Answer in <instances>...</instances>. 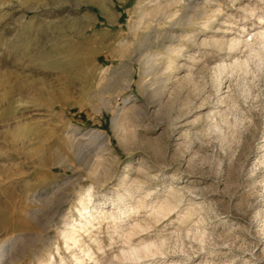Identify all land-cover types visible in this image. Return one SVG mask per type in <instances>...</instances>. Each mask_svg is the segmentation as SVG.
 Masks as SVG:
<instances>
[{
	"label": "rangeland",
	"instance_id": "374dc122",
	"mask_svg": "<svg viewBox=\"0 0 264 264\" xmlns=\"http://www.w3.org/2000/svg\"><path fill=\"white\" fill-rule=\"evenodd\" d=\"M167 1L0 0L1 264H109L120 245L109 225L81 237L96 260L61 231L80 219L81 189L93 184L111 210L102 195L122 194L129 179L151 199L182 189L174 214L188 198L200 205L191 226L203 220L202 242L176 218L149 233L172 239L169 262L264 264V77L233 90L238 126L212 117L227 103L212 67L256 27L264 0H175L153 13ZM71 137L81 152L67 149ZM95 169L102 185L88 177Z\"/></svg>",
	"mask_w": 264,
	"mask_h": 264
},
{
	"label": "bare ground",
	"instance_id": "6f19581e",
	"mask_svg": "<svg viewBox=\"0 0 264 264\" xmlns=\"http://www.w3.org/2000/svg\"><path fill=\"white\" fill-rule=\"evenodd\" d=\"M173 2L175 3V0L167 1L166 4L162 6L158 5L154 8L155 10H153V13H162L166 15L167 9H169L168 7L172 5ZM257 22L258 23L256 27L252 28L249 33H239L237 36H234L228 40V49L232 54L234 53V55L230 58V60H228V62L221 60L212 67L216 83H218V91L222 95L221 99L223 98L220 103L225 104V102H227L223 109L221 108L214 111L212 113V117L220 118L219 121L222 120V123L224 121L227 123V126L230 125L232 128L238 126L236 124V120L231 123L229 122L228 118L229 114H231L230 109L235 104L233 90L236 89L237 91H240L241 94L245 95L248 93V89L244 84L247 76L251 75L253 79L260 78L261 80L262 77H264V16L260 15L257 18ZM240 30L243 32L246 31L243 28ZM178 52L180 55H182V51ZM233 78H236L238 81L235 86L231 85V80ZM231 86L232 88H235L231 89ZM113 123L114 127H118L119 129L124 128L122 122L120 123L116 120ZM212 126L213 128L217 127V124L214 123ZM230 127L228 128L230 129ZM73 133H75L74 130ZM99 137L102 139L103 144L106 143L104 141L105 139L103 135ZM65 145L67 146V149L77 153L81 152V148H83L81 147V144L75 139V137L66 139ZM260 148L261 149L259 152L262 153L261 158L264 160V139ZM89 174L91 175L88 177H94L98 185L103 184L104 181H101L100 177H98L100 174L96 169ZM124 179H126V177ZM125 182V187L123 188L124 192L122 194H116L114 197H107L105 194L102 195L103 198L111 199V210L108 209L106 200H102V202L99 203V201L94 199L95 194L93 184L85 189H81L78 192V207L76 210L80 219L78 221L74 220L71 223L64 221L65 229L61 231V234L66 243L69 242V245L78 247L81 252L88 257V259L96 260V256L93 252H91L90 249H81V246L83 245L81 237L82 235L92 237V234L96 231H99L102 227V224L106 223L110 226L120 243V245L118 243L119 246H117L116 250L113 249V253L111 252L108 258L105 259L107 263L176 264L169 262L166 259L170 257L168 254L170 252L169 249H171L169 245L172 239L170 238L169 241L167 237V239H165L161 237L150 238L149 236V233L155 231L162 221H171L174 220V218H176L175 220L179 222L178 227H182L186 231L187 236L189 233H191L192 238L198 243L203 241L206 232L205 230L203 231L198 228L199 223H201L203 220L197 218L195 224L191 226V223L194 222V212L196 211L197 207L200 206L199 204L196 202L194 203L192 198H188L185 211L180 212V214H174L175 212L178 213L180 205L185 199L182 189L170 187L166 191V194H163L162 196H156L151 199L152 192L149 189L143 188L142 183L139 181L129 179ZM69 245L67 248H69ZM9 248L10 246L7 244V242L2 244L0 247V264L7 258L9 254ZM202 248L203 247L199 249ZM74 260L77 262V264H83L81 257H74ZM46 264L53 263L51 261H47Z\"/></svg>",
	"mask_w": 264,
	"mask_h": 264
}]
</instances>
